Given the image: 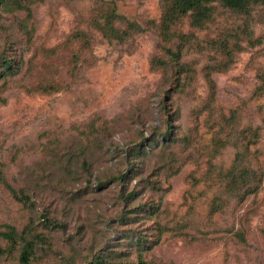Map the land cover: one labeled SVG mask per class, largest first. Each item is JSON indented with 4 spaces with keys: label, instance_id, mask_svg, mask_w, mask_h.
Segmentation results:
<instances>
[{
    "label": "rangeland",
    "instance_id": "obj_1",
    "mask_svg": "<svg viewBox=\"0 0 264 264\" xmlns=\"http://www.w3.org/2000/svg\"><path fill=\"white\" fill-rule=\"evenodd\" d=\"M3 1L0 57L18 71L0 79V233L18 238L0 264H21L23 239L30 264H264V191L222 210L218 184L255 127L264 161V5L117 42L93 20L147 28L161 1Z\"/></svg>",
    "mask_w": 264,
    "mask_h": 264
},
{
    "label": "trees",
    "instance_id": "obj_2",
    "mask_svg": "<svg viewBox=\"0 0 264 264\" xmlns=\"http://www.w3.org/2000/svg\"><path fill=\"white\" fill-rule=\"evenodd\" d=\"M163 6V13L160 18L159 23L150 21L147 28H142L136 23L129 22L127 24V30L121 31L116 27V23L121 17L117 15L114 10L105 17H99L93 20L94 28L99 31L103 37L110 41L122 42L124 41L130 33H141L149 29H154L160 33L165 40V42H170L172 39L173 32L172 27L176 25L179 20L189 15L192 24L196 27H200L205 23L209 22L213 16V5L218 3L223 8L231 10L236 13H241L244 15L249 14V9L252 5H264V0H160ZM8 3L0 0V8H7ZM165 53L169 55L171 60L178 61L180 59V53L178 51L173 52L170 48L164 49ZM0 63L4 67L5 73L1 74L0 79L5 77H12L15 75V70L12 63L0 57ZM163 64V63H162ZM164 66V65H161ZM264 93V87L257 88L256 96L259 97ZM244 134V131H242ZM247 135H251V138L246 140ZM262 138L261 128L255 127L249 130L248 133L243 135L242 140H246V143L241 141L229 142L225 141L220 144L221 147L232 146L236 147L238 143L239 149L236 150L232 164L226 169H219V179L218 184L222 189V194L224 195L222 204L220 208L224 210L228 203L233 200L236 202L238 207H242L243 204L249 200V198H256L258 194L264 191V161H261V153L258 154V145L260 144ZM173 141L172 138H169ZM169 139L164 138V142L169 141ZM220 143V140L218 141ZM238 142V143H237ZM249 148H253L252 152H249ZM133 155V151H129L126 154V159L128 160L130 156ZM250 155V158L248 156ZM210 173V172H209ZM212 180L211 177H209ZM15 195V193L13 194ZM18 199L26 198L17 197ZM2 239L7 241L10 248L5 249L0 246V259L8 253L12 246H15L17 241V234L13 228H7L5 232L0 233ZM238 238L242 243L245 242L242 234L238 235ZM22 239V237H20ZM24 246L19 256V262L21 264H30V257L33 254V243L23 239ZM137 246H141L142 242L139 238L134 240ZM98 262L102 261V258H97ZM110 264H146V262L139 257L135 262H113Z\"/></svg>",
    "mask_w": 264,
    "mask_h": 264
}]
</instances>
